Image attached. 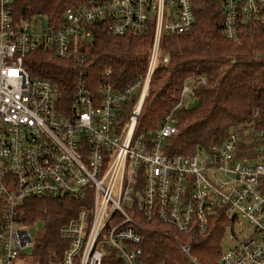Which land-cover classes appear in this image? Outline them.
I'll return each mask as SVG.
<instances>
[{
    "label": "built area",
    "instance_id": "1",
    "mask_svg": "<svg viewBox=\"0 0 264 264\" xmlns=\"http://www.w3.org/2000/svg\"><path fill=\"white\" fill-rule=\"evenodd\" d=\"M221 1L228 38L243 26L264 29V0ZM45 19H16L13 0H0V264H15L35 246L21 209L31 198L78 202L60 228L68 243L62 264H146L139 246L154 230L199 264L190 241L172 230L204 235L220 218L233 240L221 264H264V130L254 121L234 126L221 144L192 155L165 152L166 139L178 133L172 114L153 135L136 132L162 39L192 29L193 0H84L59 25ZM91 25L114 36L153 32L145 76L116 90L107 68L90 89L80 73L63 103L58 87L32 77L25 59L36 49L79 58L75 50L91 37ZM206 82H186L175 109L193 106L197 85Z\"/></svg>",
    "mask_w": 264,
    "mask_h": 264
},
{
    "label": "trees",
    "instance_id": "2",
    "mask_svg": "<svg viewBox=\"0 0 264 264\" xmlns=\"http://www.w3.org/2000/svg\"><path fill=\"white\" fill-rule=\"evenodd\" d=\"M83 1L13 0V14L16 19L45 15L52 25H59L63 12ZM193 8L196 23L192 29L162 39L163 50L136 128L137 133L153 135L172 114L178 133L166 139L168 155H192L201 148L219 145L232 127L247 122L254 121L264 130V29L243 26L239 37L230 39L223 27L221 0H193ZM88 28L91 37L75 50L79 58H58L51 51L36 49L25 59L30 75L51 80L61 91L63 103L70 99L73 80L80 73L90 89L98 87L107 68L116 90L145 76L153 32L114 36L103 25ZM196 77H206L207 82L197 85L195 104L175 109L184 84ZM135 104L131 101L127 105L122 121L127 120ZM78 206V202L65 198L25 200L21 209L26 222L30 216L46 223L45 233L31 248L39 264H61L68 243L61 237L60 228L77 214ZM223 224L221 218L212 220L204 235L172 232L180 239H189L191 253L199 262L220 264ZM178 247L159 230L146 231L138 253L146 264H190Z\"/></svg>",
    "mask_w": 264,
    "mask_h": 264
},
{
    "label": "rangeland",
    "instance_id": "3",
    "mask_svg": "<svg viewBox=\"0 0 264 264\" xmlns=\"http://www.w3.org/2000/svg\"><path fill=\"white\" fill-rule=\"evenodd\" d=\"M48 22V20L47 19H45L44 20V23H47ZM39 25H41V23L39 24ZM150 49H151V47H150ZM163 49H162V47L160 46V52L162 51ZM162 53V52H161ZM160 56H161V54H160ZM79 207V206H78ZM223 221V220H222ZM28 224H29V230H30V232H31V235H32V237L34 238V239H39L40 237H42V235L45 233V230H46V223H45V221L44 220H42V219H40V217H30L29 216V218H28ZM245 224H243V223H241V224H237L236 226H235V230L237 231V232H239L240 230H242V229H244L245 227ZM173 233V232H172ZM230 234H231V231H225V230H223V234H222V236H221V251L223 252V251H225L228 247H229V245L233 242V240H232V238L230 237ZM176 237H178L179 238V236H177L176 235ZM179 240H181V241H183V242H189V239H187V238H182V239H180L179 238ZM36 243H37V241H36ZM36 243H35V245H36ZM179 248V247H178ZM180 249V248H179ZM181 252V251H180ZM32 254V249L31 248H26V249H24L23 250V256L22 257H20L19 259H17L16 261H15V264H39V262H38V260H37V257L35 256V255H31ZM181 255H183L184 257V259L185 260H187V262L188 263H190V264H196L191 258H190V256H188V255H185V254H183V252H182V254ZM191 256H192V258H194V256L192 255V253H191ZM195 259V258H194ZM199 264H202L201 262H199L197 259H195ZM192 263H191V262ZM61 264H62V262H61ZM221 264V263H220Z\"/></svg>",
    "mask_w": 264,
    "mask_h": 264
},
{
    "label": "water",
    "instance_id": "4",
    "mask_svg": "<svg viewBox=\"0 0 264 264\" xmlns=\"http://www.w3.org/2000/svg\"><path fill=\"white\" fill-rule=\"evenodd\" d=\"M167 59V58H166Z\"/></svg>",
    "mask_w": 264,
    "mask_h": 264
}]
</instances>
